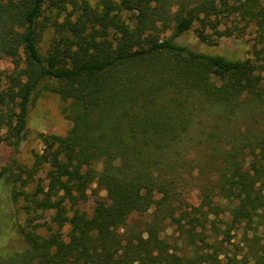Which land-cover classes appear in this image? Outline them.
<instances>
[{"label": "trees", "instance_id": "1", "mask_svg": "<svg viewBox=\"0 0 264 264\" xmlns=\"http://www.w3.org/2000/svg\"><path fill=\"white\" fill-rule=\"evenodd\" d=\"M195 25L210 45L256 26L253 56L188 47ZM5 57L0 147L19 151L44 91L68 102L72 127L43 133L35 168L14 176L27 246L0 264H264L260 241L242 248L264 226V126L247 120L264 116V0H0ZM45 163L47 189H26ZM93 184L107 198L88 216Z\"/></svg>", "mask_w": 264, "mask_h": 264}, {"label": "rangeland", "instance_id": "2", "mask_svg": "<svg viewBox=\"0 0 264 264\" xmlns=\"http://www.w3.org/2000/svg\"><path fill=\"white\" fill-rule=\"evenodd\" d=\"M91 5L95 6L98 0H88ZM244 22H242L243 24ZM186 32L180 41L188 47L209 54H222L229 58L246 59L253 56V45L257 42V30L256 26H249L241 34L236 32L231 37H222L217 44L210 45L202 42L196 32L195 28ZM224 28V26H222ZM54 31L53 28H48L43 33V39L40 43L42 52L46 53ZM0 68L4 71H12L14 63L8 57L0 59ZM68 105V102H64L61 97L54 92L44 91L41 96L32 105L28 118L27 134L21 143L18 152L6 143H3L0 147V170L4 167H11L14 169V174L7 173L4 179L0 180V254H10L17 251H22L26 248L27 242L24 237V229L26 228L27 213L25 210V201L21 197L18 201L13 198L12 191L14 189L13 179L14 176L22 168L33 169L38 158L43 153L44 143L42 142V134H52L64 136L72 127V122L66 118L63 109ZM247 117V120L256 121L259 125L264 126V116H256L255 119ZM246 120V122H247ZM3 133V132H2ZM197 149V148H196ZM192 149V155L204 154V150ZM37 172L34 176L35 181L29 184L26 189L34 190L35 186L40 183L47 189L49 182L50 167L47 163L37 168ZM26 174H24V177ZM20 183H18L17 189H20ZM107 193L98 187L97 184H93L87 191L85 199L79 204L78 208L80 212L91 216L94 208L100 200H105ZM192 200L198 202L197 191L193 190ZM71 214V213H70ZM41 221H47L50 223V214H47L45 219ZM69 225L63 228L64 238L67 239V233L69 231ZM44 231V230H41ZM171 233V229L169 230ZM255 231H251L247 236L252 237L248 241V245L242 246L246 251L248 246L254 245L256 241H260L257 247L264 244V226H260L257 231L258 237H254ZM233 244L230 249H236L238 245H242L246 235L245 229H239L233 232ZM243 253V252H242Z\"/></svg>", "mask_w": 264, "mask_h": 264}]
</instances>
